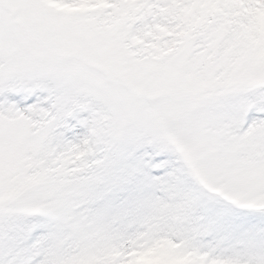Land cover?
<instances>
[{"label":"snow or ice","instance_id":"6c2138e0","mask_svg":"<svg viewBox=\"0 0 264 264\" xmlns=\"http://www.w3.org/2000/svg\"><path fill=\"white\" fill-rule=\"evenodd\" d=\"M0 264H264V0H0Z\"/></svg>","mask_w":264,"mask_h":264}]
</instances>
